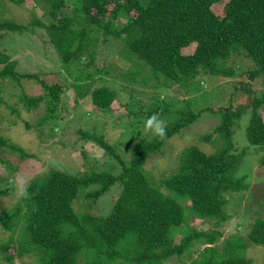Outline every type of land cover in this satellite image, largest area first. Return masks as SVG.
Here are the masks:
<instances>
[{
    "label": "trees",
    "instance_id": "1",
    "mask_svg": "<svg viewBox=\"0 0 264 264\" xmlns=\"http://www.w3.org/2000/svg\"><path fill=\"white\" fill-rule=\"evenodd\" d=\"M4 1L0 0V9ZM7 1L22 5L29 0ZM31 1L32 18L27 23L0 20V43L7 34H35L39 29L43 45L52 48L61 62L83 65L88 59L80 72L69 71L66 81L50 73L52 82H47L37 73L15 70L16 61L0 46V91L7 79L19 83L22 77L34 78L41 85L38 97L17 96L26 109L44 103L39 126H49V133H55L59 125L51 127L47 121L67 116H57L58 109L76 111L86 103L104 115L118 112L115 89L101 81L110 73L93 61L94 46L108 37L121 42V56L138 61L125 79L134 83L146 66L147 77L140 83L155 92L147 115L131 111L127 105L132 103H127L121 122L113 123L123 129L122 135L127 128V137L136 138L130 151L120 150V143L109 142L103 134L79 129L83 139L95 142L119 165L118 173L113 164L99 169L86 159L75 174L51 168L30 179L24 187L26 197L20 195L12 208L0 211V230L8 233L0 238L1 258L8 264L16 259L20 264H164L171 256L184 254L192 258L190 264H254L246 250L251 244L264 247V200L250 211L253 220L245 232L232 233L225 227L231 219L228 208L240 202L239 195L250 183L251 172L245 167L239 171L249 147H236L233 140L234 126L245 113H249L246 138L261 147L256 166L258 175L264 176V98L257 86L264 81V0ZM199 74L239 80L232 83L224 104L195 110L191 98L174 99L170 93L188 90ZM69 92L74 95L71 106L62 105ZM166 111L173 119L162 118L167 125L164 139L141 133L138 127L148 116ZM205 111L220 117L212 132L199 136L214 150L206 153L191 143L178 155L174 172L158 179L148 174L147 160ZM0 148L17 152L20 160L31 157L1 135ZM17 169L7 157H0L1 183ZM116 184L119 191L110 210L98 213L97 201ZM10 190V184L0 187V197ZM79 202L82 208L76 209ZM200 221L209 224L197 227Z\"/></svg>",
    "mask_w": 264,
    "mask_h": 264
},
{
    "label": "rangeland",
    "instance_id": "2",
    "mask_svg": "<svg viewBox=\"0 0 264 264\" xmlns=\"http://www.w3.org/2000/svg\"><path fill=\"white\" fill-rule=\"evenodd\" d=\"M67 5H70V2L67 1ZM217 11L219 12L220 9H217ZM5 18L19 23H27L32 18V1L29 0L28 4L13 5L5 0L0 9V20ZM119 20L117 19V21ZM38 31L39 29L35 34L30 32L10 33L1 40L0 46L11 55V60L16 61L15 70L22 73H37L45 81L52 82L49 77L50 73H55L60 79L66 81L69 71L74 74L76 71L80 72L86 67L85 63L88 62L86 58L83 60V65L78 63L70 65L61 62L52 48L43 45V33ZM94 48L96 49V55L93 61L96 62L99 68L106 69L110 73L109 75H102L101 81L115 89L116 97L119 100L117 102L121 108L115 114L104 115L97 111L99 113L97 115V112L87 103L84 108H79L76 111L73 109V111L67 112L66 110L58 109L57 116H63L64 113H67V116L66 118L63 116L64 120L59 118L54 122L57 125L50 120L47 121L51 127H58L59 125V128L54 129L55 133H49L51 132L48 128L49 126L38 125V119L44 111V103L40 102L37 107L26 109L17 98L22 93L38 97L43 91L40 83L34 78L25 77H22L19 83L9 79L4 81L3 89L0 91V135L9 143L22 147L31 157H25L20 160V155L17 152L8 153L9 151L6 148L4 150L0 148V157H7L15 166H18L17 170L10 172L8 182L3 184L0 181V187L6 186V184L11 186L10 192L6 196L0 197V211L14 206L20 198L24 187L34 175L43 174L51 168L75 174L80 170L83 160L86 159L87 162L95 164L99 169L108 168L109 164H113L115 166L114 173H118L119 165L116 162H111L104 150L95 142L83 139L79 132L80 128L93 130L98 135L103 134L111 143L112 141L120 143V150L126 148L125 151H130L133 147L136 138L134 136L132 138L127 137V128L125 129V136L122 135L123 129L113 126V123L121 122L119 118L122 115L121 112H125V104L127 103H132L131 106L127 105L131 111L148 114L149 105L152 103L151 97L155 91L140 83L144 76L145 78L147 77V67L145 66L146 69L135 76L136 81L132 83L125 79L126 73L130 69L135 70L134 62L138 61L135 58L130 61L120 55L121 42L119 40L114 37H108L104 43H99L98 41ZM43 52L46 53L43 54ZM152 79L156 81L154 77ZM235 80H239V77H233L230 80H217L211 74H199L188 84L189 89H186L187 92L180 89L178 91L180 93L175 94L176 92L169 88L167 93L172 91L173 93L171 92L170 94L173 95L174 99L191 98L194 109L199 110L224 104L231 94V86ZM257 86L260 90V96L262 95L264 98V81L259 82ZM161 90L163 91V89H160V92H162ZM162 94L166 95V91H163ZM72 96L74 95H70L69 92V95L63 97L62 105L71 106L73 102ZM11 106H15L19 111H13ZM113 106L115 107L116 103ZM81 115L84 117L80 118L79 116ZM160 115L161 118H165L167 121L173 119V115L169 111ZM219 121V116L211 115L208 111L203 112L197 121L183 129L181 133L170 138L160 153L152 155L147 160V173L158 179L174 172L178 165V155L191 143L197 144L206 153L212 152L214 145L206 141L201 142L199 136L212 132ZM248 121L249 113H245L234 126L233 140L235 146L239 148L249 147V152L245 158L246 162L243 161L245 165L243 166L242 163L239 171L242 167H245L251 174L248 178L250 182L248 188L239 195L238 199L240 202H235L234 206L227 210L231 215V219L225 229L232 233L246 231L253 220V215H251L250 211L264 200V176L257 173L260 170L257 167V156L261 147L250 145L247 141L245 127ZM106 124H109L110 127L108 126L104 129ZM143 125L141 124L138 127L141 129V133L146 136H153L144 131ZM212 138L216 139L217 135L214 133ZM4 174L7 175L8 172L4 171ZM118 187V184L111 186L100 197L97 201L98 213L104 214L110 210L115 194L119 191ZM74 206L76 209H81L82 203L79 202ZM246 209L249 210L247 214L245 212ZM208 224L209 222L207 221H200L197 227L205 228ZM7 234V232L0 230L1 239L6 238ZM246 252V256L250 257L254 264H263L264 247L251 244ZM24 259L26 261L29 260L28 257ZM191 260V257L183 254L180 257L171 256L164 264H190ZM0 264L8 263L0 256ZM15 264H20L19 260L16 259Z\"/></svg>",
    "mask_w": 264,
    "mask_h": 264
},
{
    "label": "clouds",
    "instance_id": "3",
    "mask_svg": "<svg viewBox=\"0 0 264 264\" xmlns=\"http://www.w3.org/2000/svg\"><path fill=\"white\" fill-rule=\"evenodd\" d=\"M144 131L152 134L154 137L164 139L167 136V125L164 119L161 118L160 113L153 112L144 121ZM22 196H27V189L21 193Z\"/></svg>",
    "mask_w": 264,
    "mask_h": 264
}]
</instances>
